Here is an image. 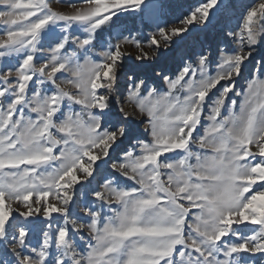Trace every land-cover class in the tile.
Segmentation results:
<instances>
[{"label": "snow or ice", "instance_id": "snow-or-ice-1", "mask_svg": "<svg viewBox=\"0 0 264 264\" xmlns=\"http://www.w3.org/2000/svg\"><path fill=\"white\" fill-rule=\"evenodd\" d=\"M0 264H264V0H0Z\"/></svg>", "mask_w": 264, "mask_h": 264}, {"label": "trees", "instance_id": "trees-1", "mask_svg": "<svg viewBox=\"0 0 264 264\" xmlns=\"http://www.w3.org/2000/svg\"><path fill=\"white\" fill-rule=\"evenodd\" d=\"M241 1L242 0H236L237 3L241 2ZM187 2L194 4V3H196V0H187Z\"/></svg>", "mask_w": 264, "mask_h": 264}, {"label": "rangeland", "instance_id": "rangeland-1", "mask_svg": "<svg viewBox=\"0 0 264 264\" xmlns=\"http://www.w3.org/2000/svg\"><path fill=\"white\" fill-rule=\"evenodd\" d=\"M242 2V1H241ZM195 4V3H194Z\"/></svg>", "mask_w": 264, "mask_h": 264}]
</instances>
